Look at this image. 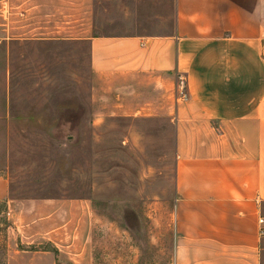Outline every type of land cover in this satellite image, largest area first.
<instances>
[{
	"label": "rangeland",
	"instance_id": "obj_1",
	"mask_svg": "<svg viewBox=\"0 0 264 264\" xmlns=\"http://www.w3.org/2000/svg\"><path fill=\"white\" fill-rule=\"evenodd\" d=\"M173 26L174 0H0V264H174L173 115L90 59L92 37Z\"/></svg>",
	"mask_w": 264,
	"mask_h": 264
},
{
	"label": "crops",
	"instance_id": "obj_2",
	"mask_svg": "<svg viewBox=\"0 0 264 264\" xmlns=\"http://www.w3.org/2000/svg\"><path fill=\"white\" fill-rule=\"evenodd\" d=\"M90 59L108 89L136 97L140 78V112L173 115L174 264H264V0H174L170 34L92 37Z\"/></svg>",
	"mask_w": 264,
	"mask_h": 264
},
{
	"label": "built area",
	"instance_id": "obj_3",
	"mask_svg": "<svg viewBox=\"0 0 264 264\" xmlns=\"http://www.w3.org/2000/svg\"><path fill=\"white\" fill-rule=\"evenodd\" d=\"M259 224L260 225H263L264 224V217H261L260 219H259ZM260 234H264V228L263 227H261V229H260Z\"/></svg>",
	"mask_w": 264,
	"mask_h": 264
}]
</instances>
